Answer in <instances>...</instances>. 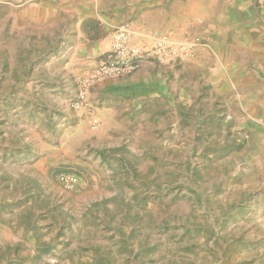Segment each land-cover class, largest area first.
Instances as JSON below:
<instances>
[{"label": "rangeland", "instance_id": "1", "mask_svg": "<svg viewBox=\"0 0 264 264\" xmlns=\"http://www.w3.org/2000/svg\"><path fill=\"white\" fill-rule=\"evenodd\" d=\"M146 1L0 0V264H264V0L85 87Z\"/></svg>", "mask_w": 264, "mask_h": 264}, {"label": "crops", "instance_id": "2", "mask_svg": "<svg viewBox=\"0 0 264 264\" xmlns=\"http://www.w3.org/2000/svg\"><path fill=\"white\" fill-rule=\"evenodd\" d=\"M92 1L79 0V3L82 7L92 8ZM227 4L224 3V9L234 12H224L218 15L215 12L217 3L214 0H147L142 6L144 10L141 11L140 16L126 22L131 30L130 44L147 51L151 48L149 42L152 38L161 33H169L175 39L199 38L206 42L213 39V36L229 34L228 30L220 28L217 24L218 18L227 20L228 22L224 24L226 26L233 27L235 24L238 15L235 14V9L237 10L238 5L230 1ZM204 9L214 12H208L206 16L203 14ZM134 38L139 42V46L131 42ZM148 63L150 62L143 65ZM79 69L83 70V68Z\"/></svg>", "mask_w": 264, "mask_h": 264}, {"label": "built area", "instance_id": "3", "mask_svg": "<svg viewBox=\"0 0 264 264\" xmlns=\"http://www.w3.org/2000/svg\"><path fill=\"white\" fill-rule=\"evenodd\" d=\"M131 30L127 23L120 24L111 33L110 47L106 56L98 63V66L83 81L85 87H91L112 77L129 75L146 62L176 63L190 58L194 48L200 44L199 38L175 39L169 33H161L152 38V46L143 51L130 44ZM86 93L80 92L76 103L78 108L84 105ZM90 123L96 128L99 121L95 114L89 112ZM60 181L74 182L70 175H61Z\"/></svg>", "mask_w": 264, "mask_h": 264}]
</instances>
